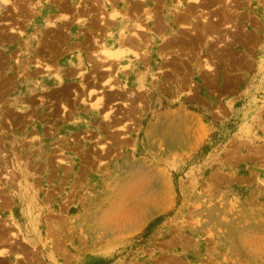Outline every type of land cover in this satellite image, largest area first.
<instances>
[{"label":"rangeland","instance_id":"374dc122","mask_svg":"<svg viewBox=\"0 0 264 264\" xmlns=\"http://www.w3.org/2000/svg\"><path fill=\"white\" fill-rule=\"evenodd\" d=\"M150 1L171 62H143L142 0H0V42L46 8L87 52L37 90L0 53V264H264V0Z\"/></svg>","mask_w":264,"mask_h":264},{"label":"crops","instance_id":"0c3cea01","mask_svg":"<svg viewBox=\"0 0 264 264\" xmlns=\"http://www.w3.org/2000/svg\"><path fill=\"white\" fill-rule=\"evenodd\" d=\"M135 1L140 2V0ZM142 4V31L144 36L142 44L143 62L150 64L152 61L160 63L173 61L176 57V54L172 53L174 32L178 30L175 24H178L177 20L180 19V14L171 11V15H166L169 10H171L169 5H166L165 8H159V27L156 26L153 28L151 18L149 17L152 10L151 1L142 0ZM50 13L49 9L44 8L37 12L36 15L30 18L26 23L15 20L13 28H5V38L3 43L0 42V53H7L10 48H13L14 54H18L19 51L21 57H23L26 52L25 55L31 54L38 57V63L34 62V58L32 59L33 65L30 70L33 71L35 75L30 81L31 84L25 86L33 88L32 86L36 85V87L33 88L34 90L43 86L46 89L62 87L71 82H76L81 77V74L86 71L82 69L87 61V52L85 51L86 42L83 40L82 35H80L82 31L81 24L74 22L70 24L68 23L69 19L65 18L56 20L58 17L51 18L54 20L53 23L45 24L44 18L45 16H50ZM257 14L258 29H261L259 25L262 23L263 18L259 10ZM172 15L173 17L174 15L176 16V20H171L173 19ZM132 20L133 17L130 21ZM247 20L248 18L245 15V22H247ZM135 30L141 31V29ZM26 31L31 35L36 34L37 37H39L41 32H47L51 37L48 38L46 45L36 46L35 40H32L31 43H27L24 41V35H19V32ZM140 31L133 32L131 36H135V34L140 33ZM121 37L125 40L127 38L124 33ZM262 42L263 39L258 35V60L260 57L259 54L263 49ZM123 43V41H119V44ZM129 44L135 47V45H138V42L132 37ZM92 46L91 43L89 47ZM101 49L117 55L115 50L106 48ZM162 52H164V54Z\"/></svg>","mask_w":264,"mask_h":264},{"label":"bare ground","instance_id":"6f19581e","mask_svg":"<svg viewBox=\"0 0 264 264\" xmlns=\"http://www.w3.org/2000/svg\"><path fill=\"white\" fill-rule=\"evenodd\" d=\"M199 1L198 0H193V3H198ZM189 10V9H188ZM192 10V9H191ZM117 17V16H115ZM112 19V18H111ZM191 29V28H190Z\"/></svg>","mask_w":264,"mask_h":264}]
</instances>
